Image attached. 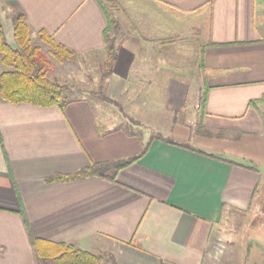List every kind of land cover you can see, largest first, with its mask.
Returning <instances> with one entry per match:
<instances>
[{
  "label": "crops",
  "instance_id": "crops-1",
  "mask_svg": "<svg viewBox=\"0 0 264 264\" xmlns=\"http://www.w3.org/2000/svg\"><path fill=\"white\" fill-rule=\"evenodd\" d=\"M210 1L0 0L11 45L23 14L34 41L45 31L81 62L105 64V32L113 21L119 30L95 103L63 111L0 98V264H40L37 240L108 264H212L223 224L264 219V103L251 105L264 97V0ZM165 124L163 139L257 170L155 140L115 183L48 182L136 157L157 136L142 127Z\"/></svg>",
  "mask_w": 264,
  "mask_h": 264
},
{
  "label": "trees",
  "instance_id": "trees-1",
  "mask_svg": "<svg viewBox=\"0 0 264 264\" xmlns=\"http://www.w3.org/2000/svg\"><path fill=\"white\" fill-rule=\"evenodd\" d=\"M211 0L208 6H211ZM203 7L195 10L201 13ZM14 39L15 45H11L6 37L0 15V64L5 71L0 75V98L3 102L22 105L29 104L41 108L60 107L63 111L71 104L68 97L69 88L54 82L50 78L53 69L52 59L62 63L70 61L75 54L64 46L58 44L52 36L45 31L38 32L39 44H35L32 38L31 28L26 16L19 14L14 17ZM118 23L113 21L105 32V43L108 51V59L105 63V76H108L115 65L117 59V35L119 33ZM44 46L48 47V55L44 53ZM105 100H111L104 97ZM202 107L205 108L206 94L203 95ZM264 103V97L252 102L251 105ZM199 130H203L202 122L199 123ZM160 140L164 143L192 150L198 154L218 159L223 162L241 166L249 170L256 171L254 166L246 163L219 158L198 149H193L188 145L180 144L171 139H163L153 136L151 141L136 157L126 161L106 162L92 164L89 168L70 176H54L48 179L49 183H69L87 178L98 177L110 182H116L118 174L123 169L131 166L142 159L153 141ZM37 257L40 264H108L102 256L82 251L72 245L57 244L42 240L35 241Z\"/></svg>",
  "mask_w": 264,
  "mask_h": 264
},
{
  "label": "rangeland",
  "instance_id": "rangeland-1",
  "mask_svg": "<svg viewBox=\"0 0 264 264\" xmlns=\"http://www.w3.org/2000/svg\"><path fill=\"white\" fill-rule=\"evenodd\" d=\"M107 8H110L108 4ZM204 26L206 28V24ZM182 31L185 32V30ZM39 43L40 41H35V44ZM198 45V40H195L190 45H186V48L190 46V50L196 51ZM48 50L49 48L44 46L43 51L47 55ZM187 50L189 49L187 48ZM51 61L53 62V69L50 72V78L56 83L68 86V97L70 100L85 98L95 103L98 99L97 97L105 96L104 90H99V83L106 72L105 64L100 58L89 63L81 62L79 58L75 57L62 63L53 59ZM0 66L1 74V72L5 71V68L2 65ZM195 74L196 72L192 76ZM186 81L192 84L191 90H199L198 84L201 80L191 77ZM200 90H203V88ZM124 127L127 131L140 130L131 124H125ZM148 129L142 127L143 132L148 134L154 131L157 136L162 138L169 135L167 134L169 133L167 124L163 125L161 129ZM259 190L257 207L260 206L262 200L264 202V182ZM239 217L236 220L233 218L227 224H223L220 240L216 246L217 259L212 264H264V219L256 217L253 221L251 219L247 221V219Z\"/></svg>",
  "mask_w": 264,
  "mask_h": 264
}]
</instances>
